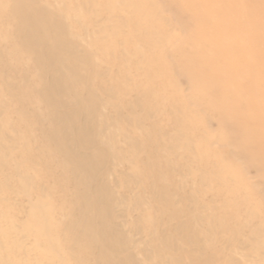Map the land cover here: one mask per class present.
I'll list each match as a JSON object with an SVG mask.
<instances>
[{
	"label": "bare ground",
	"instance_id": "6f19581e",
	"mask_svg": "<svg viewBox=\"0 0 264 264\" xmlns=\"http://www.w3.org/2000/svg\"><path fill=\"white\" fill-rule=\"evenodd\" d=\"M76 1L0 0V21L5 16L19 25L9 30L3 25L5 21L0 22V81L10 99L9 106L0 100V115H13L14 111L19 126H14L12 119L8 121L9 131L17 135L13 137L7 135V122L0 120V149L11 153L21 150V161L10 167L14 168L13 176L8 175L7 156L0 155V174L7 182L0 185V194L9 190L14 195L10 209L27 220L17 225L16 219H9V207L6 215L0 214V222H10L13 231L11 236L0 235L1 264H9V256L4 255L9 252V240L26 258L38 254L36 264H183L191 258L187 247L199 252L198 259L204 264H244L247 256L261 264L264 253L248 252L249 246L258 242L253 230L264 234L263 227L252 228L260 214L241 203L230 209L222 192L226 187L241 197L254 184L253 178L231 173V160L217 158L212 150L215 141L207 145L212 154L205 151V156H199L192 137L168 133V125L158 127L154 119L163 113L162 107L153 103L158 98L150 101L155 95L147 99L141 91L145 84L137 77L150 65L139 53L152 50L154 45L142 44L139 38L144 35L136 25L145 16L133 11L145 0H105L104 6L98 0H86L84 5ZM67 3L72 6L65 12ZM54 6L66 14L54 18ZM100 11L106 14L104 19ZM86 15L96 17L95 29L89 30L88 19L81 23V16ZM70 16L78 20L79 34L67 26ZM23 54L33 56L32 68L40 71V84L30 82L32 69L29 62L19 59ZM11 55L14 63L9 61ZM206 62L194 64L198 74L215 69L208 58ZM46 75L52 77L49 82L44 81ZM94 75L100 80L101 93L93 86ZM60 97L71 99L74 108L58 112L56 107L70 105ZM159 98L164 99L162 95ZM234 100L232 107L239 102ZM106 109L113 113L108 115ZM218 116L217 127L231 125L232 135H240L238 140L232 139L233 146H240L239 153L233 154L258 162L264 133L248 128L262 126V122L235 110ZM205 128L197 129L198 141L212 133ZM177 146L192 151L191 164H204L198 182L200 192L206 193L204 198L209 193V203L197 205L196 183L183 171L189 165L168 161L178 154ZM260 164L264 165V159ZM15 177L21 179V194L11 191ZM98 179L101 182H96ZM49 183L55 188H48ZM218 207H223V212L217 219L209 213L217 212ZM18 235L34 241L26 247L16 240Z\"/></svg>",
	"mask_w": 264,
	"mask_h": 264
},
{
	"label": "rangeland",
	"instance_id": "374dc122",
	"mask_svg": "<svg viewBox=\"0 0 264 264\" xmlns=\"http://www.w3.org/2000/svg\"><path fill=\"white\" fill-rule=\"evenodd\" d=\"M44 1V0H43ZM86 0H77L80 4L84 5ZM123 1V0H121ZM186 2H181V0H145L143 4L134 10L133 13L141 14L145 19H138V25L136 28L144 36H140V40L144 45H154V48L150 51L139 53L146 59L150 68L145 72H142L139 77L145 86L142 87V93L147 95V99L153 94V103L159 108L162 107L163 113L160 119H154L158 127L169 126L166 128L168 133H175L181 138H191L195 141L198 149L197 152L199 156H205L203 152L212 154V151L207 150V145L209 142H216L215 148L212 149L217 154V158H222L224 160H231V167L229 171L234 172L235 175L242 177H251L254 183L247 190L248 192L241 193V197L228 192L225 187L224 194L228 198V207L230 209L235 208V203H241L243 205L252 206L260 214L259 222L256 220L252 228L257 226L263 227L264 229V165L260 164L261 160L264 159V149L262 150L261 156L257 157L260 159L258 162L255 159L248 157L234 155L233 153L237 151L239 153L238 146H233L232 139L239 138L237 134L232 135L231 125L223 126L222 128L217 127L218 115L224 113V111H238L247 112L252 116L249 118H254L257 121L262 122L260 125H249V130H263L264 133V0H185ZM105 0H98V3L105 5ZM192 3V6L190 5ZM52 4H54L52 2ZM71 4L67 3L65 12L71 9ZM55 14L54 18L60 16L62 17V11L60 7L54 6ZM121 10H117V14H120ZM129 14L130 11H126ZM66 14V13H65ZM99 14L103 19L106 17L103 11ZM97 13L96 17H100ZM83 16V15H82ZM81 16V23H85L88 19L89 30L95 29L94 19L86 15ZM194 17L196 19H194ZM5 27L8 26L18 29L19 25L15 21L8 20L7 18L1 17ZM2 21H0L2 23ZM91 21V22H90ZM147 21V23L143 22ZM10 24V26H9ZM67 26L71 28L73 33L79 34L80 28L78 25V20L72 16L66 20ZM133 25H129L132 27ZM135 27V26H134ZM15 30L12 32L14 33ZM230 31V32H229ZM16 32V31H15ZM233 33V34H232ZM231 35H233L231 37ZM223 36L221 39L220 37ZM219 39V42L215 43L214 40ZM251 52H250V50ZM242 50V52H239ZM249 50V51H248ZM249 52V53H248ZM27 55V54H26ZM13 55L9 56V61L14 63ZM28 57L20 55V60H25L29 62L31 71V83L35 84L42 80L40 76L37 75L36 69L32 68L33 56L27 55ZM203 57V58H202ZM30 58V59H28ZM213 63L215 69L212 73H206L202 75L195 69L194 64H200L206 60ZM197 59H201L200 61ZM202 59L204 61H202ZM206 59V60H205ZM195 62V63H193ZM25 63V62H24ZM203 64V69L205 65ZM202 66V65H201ZM203 71V70H202ZM239 75V76H238ZM45 82H49L52 79L51 76L46 75ZM93 86L101 93L102 89H99L100 80L94 75ZM2 82L0 81V89L2 94L0 100L9 106V96H7L6 88L1 87ZM101 90V91H100ZM247 90V91H246ZM158 94V96L156 95ZM230 93V94H229ZM164 97L159 98V96ZM238 99L239 102L235 107H232L234 99ZM60 99H65L69 101L70 105L65 106L66 108H57L56 110L60 113H64L65 109L72 110L73 104L71 99L67 97H60ZM158 104V105H157ZM20 107V106H19ZM18 107V108H19ZM40 108L44 111V105L41 104ZM189 108V112L184 109ZM254 111H250V110ZM183 110V113L177 114L176 111ZM13 115L9 113L0 115V120L7 122V135L10 133L13 137L12 131H9V120L14 122L16 125V116L14 111ZM108 115H111L113 111L111 109H106L105 111ZM220 112V113H219ZM219 113V114H218ZM10 118V119H9ZM48 119H52L51 115L47 116ZM179 122L180 124H177ZM184 122V123H182ZM182 123V124H181ZM187 125V129L182 130V125ZM12 125V126H13ZM209 127L212 133L207 135L205 139L198 141L196 135L198 130H206L205 127ZM165 129V128H162ZM233 129V128H232ZM235 130H237L235 128ZM240 134V131H238ZM46 134V133H45ZM194 134V135H193ZM20 142H23L21 140ZM203 143H205L203 145ZM5 144V143H3ZM175 143L173 142V145ZM221 146V147H220ZM230 146V148L228 147ZM174 147V146H173ZM220 147V148H219ZM222 148V149H221ZM242 148V147H241ZM2 149V148H1ZM0 149V155L7 156L5 163L9 165L8 175L13 176L14 168L12 165L15 161H21V155L19 154L21 150L15 151L16 153H11L5 149ZM177 155H172L169 157L168 161L170 163H180L181 165H189V168L183 170L185 174H189L194 180L198 191L197 196L198 206L204 205V203H209V200L204 198L206 193L200 192L201 183H199V175L201 171H204L205 167L201 161H197L195 164H191L190 149H184L183 146H177L175 148ZM196 153V152H195ZM202 154V155H201ZM23 159V155H22ZM181 160V161H180ZM43 163V161H42ZM212 167H210L211 169ZM108 169V168H106ZM32 172V171H31ZM34 172V171H33ZM32 172V174H33ZM21 174L25 175L22 171ZM31 174V173H30ZM71 179L70 175H68ZM6 177L0 174V185H6ZM119 180H122V176H118ZM13 183L10 186L11 191L23 192V187L20 184V178H13ZM176 180V179H175ZM101 182L98 179L96 182ZM189 183H192L190 181ZM214 183V184H212ZM214 189L217 185L214 181L211 182ZM190 185V184H188ZM177 182L172 186L175 189ZM242 186V185H241ZM48 188H55L53 183L47 185ZM191 187V186H190ZM31 187H29L30 189ZM190 193V189L187 191ZM187 193V194H188ZM213 193V192H212ZM182 194V193H181ZM189 195V194H188ZM5 197L7 200L2 199ZM14 195L9 193L0 194V214L6 215L5 211L9 207L8 214L11 215L9 219H16V224L22 226L27 221L24 216L16 215L10 209L12 199ZM8 201V205H5ZM187 203V202H186ZM215 205L219 204L214 203ZM28 206L23 207L24 209ZM217 212L209 213L211 216L218 219L219 215L223 212L221 207H218ZM69 212H74L69 210ZM186 215V214H185ZM187 217L190 218L189 215ZM25 219V220H24ZM132 219V218H131ZM244 220V218H243ZM235 227V225H233ZM12 227L10 222H0V235H12ZM253 230V235L257 236L258 242H253L249 246L248 252L251 254H261L264 253V234H259ZM251 233V232H250ZM251 233V234H252ZM261 237V239H259ZM19 243L25 244L29 247L33 243V239L26 240L20 235L16 239ZM26 240V242H25ZM249 243V242H248ZM255 243V244H254ZM9 247V254L4 252V255L9 256V264H36L40 261V256L34 255L30 258H26L22 253H19V249L15 247L12 240L6 243ZM251 243H249L250 245ZM187 253L191 254V258H186L183 264H204L203 261L198 259L199 252L193 251L190 247H187ZM261 264H264V255H261ZM31 258L32 261H31ZM257 258V257H256ZM2 263V256L0 257V264ZM244 264H258L257 260L253 256H247L243 260Z\"/></svg>",
	"mask_w": 264,
	"mask_h": 264
}]
</instances>
